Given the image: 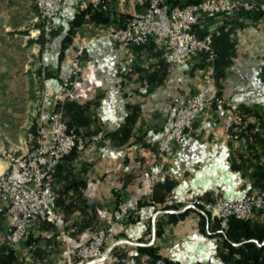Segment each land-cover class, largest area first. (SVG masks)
<instances>
[{
    "label": "crops",
    "instance_id": "1",
    "mask_svg": "<svg viewBox=\"0 0 264 264\" xmlns=\"http://www.w3.org/2000/svg\"><path fill=\"white\" fill-rule=\"evenodd\" d=\"M188 1L192 0L166 3L175 7ZM106 2L107 11L96 18L85 14L76 24L81 11L73 4L63 9L54 19L50 46L43 50L31 23L38 10L36 0H0V75L24 72L28 64L18 67L6 61L25 57L34 61L37 71L44 66L48 78L45 84L34 79L35 102H18L14 91L2 96L0 175L8 168L5 153L26 152L28 128L47 119L43 87L59 91L71 79L70 56L77 41L74 33L79 32L86 42L81 61L85 78L73 85L63 118L85 134L94 151L71 152L54 175L53 190L67 229L77 226L68 242L78 245L90 231L104 226L124 199L140 213L109 227L106 249L131 255L139 264L152 262L155 255L169 264H225L219 255L223 237L214 228L216 218L179 202L173 208H158L148 199L161 200L174 189L178 201L186 194L236 200L264 189V5L252 13L238 9L228 17L201 16L194 30L199 36L212 34L216 58L211 61L199 53L185 64L170 65L153 41L125 48L104 37L144 11L148 0ZM221 19L223 23L216 25ZM206 71L213 73L218 93L238 104L262 130L234 134L226 105L207 109L194 120L190 136L175 145L163 179L151 187L148 172L156 152L152 140L170 125L175 108L197 90ZM11 220L0 210V264H19L26 256L23 243L5 240ZM252 221L264 224V213H256ZM44 230L52 236L39 237ZM57 233L47 222L31 224L29 235L38 245L27 264H66L65 242Z\"/></svg>",
    "mask_w": 264,
    "mask_h": 264
},
{
    "label": "built area",
    "instance_id": "2",
    "mask_svg": "<svg viewBox=\"0 0 264 264\" xmlns=\"http://www.w3.org/2000/svg\"><path fill=\"white\" fill-rule=\"evenodd\" d=\"M79 11L91 7L97 11H107L106 0H36L37 13L31 19L36 31L35 38L40 41L43 50L50 46L55 28L54 19L60 12L71 6ZM264 0H200L182 6L170 7L166 0H148L144 11L130 16L126 22L116 28L109 29L104 37L122 47H140L153 41L162 51V56L170 65H182L194 56L203 53L213 61L217 54L213 48L211 33L199 36L195 32L201 16L213 18L217 15L228 17L235 10L247 12L260 11ZM223 20L215 24H222ZM77 41L70 56L71 79L59 91L46 87L42 95L47 101L48 116L45 121H39L32 143L26 152L21 154L5 153L8 168L0 175V210L12 220L5 230L4 237L9 244H26L25 259L19 264H27L37 243V239L29 240V227L35 221L51 224L57 231V237L65 242L66 264H139L131 255L106 249L108 229L117 221L134 220L140 213L137 205L128 200H119L116 208L106 218L105 225L89 232L78 245L68 242L69 234L77 232V226L67 229L62 211L57 206V196L53 190V179L60 162L73 151L90 154L94 147L89 144L85 134L70 127L63 118V104L73 98V85L78 79H84L82 74V57L86 42L79 32L74 33ZM131 61V59H129ZM35 80L45 84L48 78L42 66ZM226 105L233 121V133H258L262 129L259 124L238 104L220 95L213 73L206 71L197 90L185 98L174 110L171 123L163 128L153 139L156 148L155 162L148 172V182L151 187L158 184L164 176L168 160L173 156L175 145L180 144L190 136L194 120L204 111L214 106ZM232 136L227 134V137ZM236 136V135H234ZM132 148H136L135 145ZM155 207L173 208L178 202L182 207H191L200 212L208 213L218 220L222 232L228 229L231 217L248 220L253 219L258 212L264 213V189L236 200L216 197L213 200L204 199L203 195H184L178 201L176 191H167L161 200L148 199ZM51 231L44 230L39 237L50 238ZM148 264H169L163 257H158ZM260 264V263H256Z\"/></svg>",
    "mask_w": 264,
    "mask_h": 264
},
{
    "label": "trees",
    "instance_id": "3",
    "mask_svg": "<svg viewBox=\"0 0 264 264\" xmlns=\"http://www.w3.org/2000/svg\"><path fill=\"white\" fill-rule=\"evenodd\" d=\"M198 1L200 0H192L188 1L187 3ZM187 3H184L182 5H185ZM102 13V11L94 10L89 6L86 10L81 11L80 14L76 16L74 23L76 24V21L79 18L83 17L85 14H89V16L96 18ZM36 129V125L33 124L31 131L35 132ZM206 214L210 216L208 213ZM214 228L220 230L217 219L214 222ZM220 232L223 239L221 242L219 255L221 256L225 264L263 263L264 244H262V242H264V224L254 223L252 219L242 220L231 217L228 221V229L225 232H222L220 230ZM255 239L262 245H258L255 242ZM155 256L156 258L160 257L158 255ZM166 262L168 263L167 260Z\"/></svg>",
    "mask_w": 264,
    "mask_h": 264
},
{
    "label": "rangeland",
    "instance_id": "4",
    "mask_svg": "<svg viewBox=\"0 0 264 264\" xmlns=\"http://www.w3.org/2000/svg\"><path fill=\"white\" fill-rule=\"evenodd\" d=\"M6 62L8 63L7 65L10 64L12 66L20 67L23 64H28L29 67H27V69H25L24 72H20L21 71L20 70L18 72H15V71L14 72L13 71L8 72L7 75H3V76L0 75V108H2V106H3L2 96L5 93V91H7V90H8V92H10V91L17 92L18 102H35L37 99L35 96H38V95H36V93L32 92V87L34 85L33 81L35 79V74H37L38 71H37V69H34V65H33L34 61H32L31 58L28 59V58L24 57L22 60L18 59L16 61L13 59V60H7ZM36 86H37V84H36ZM36 90H41V88L39 86H37ZM32 125L33 124H31L27 130V132H29L27 142H26L27 149H28V146L32 143L31 136L35 135V133H36V131L35 132L31 131ZM3 128L6 129L7 127L3 126ZM2 141H4L5 144L7 142L5 140H2ZM27 149H26V151H27ZM28 239L32 240L33 238H30V235H29ZM29 243H30V241L23 242L24 247H26L25 245L29 244ZM37 245H38V242L36 243L35 249L37 248Z\"/></svg>",
    "mask_w": 264,
    "mask_h": 264
},
{
    "label": "water",
    "instance_id": "5",
    "mask_svg": "<svg viewBox=\"0 0 264 264\" xmlns=\"http://www.w3.org/2000/svg\"><path fill=\"white\" fill-rule=\"evenodd\" d=\"M102 260V258H100L99 260H96V261H94V262H92V263H96V262H99V261H101Z\"/></svg>",
    "mask_w": 264,
    "mask_h": 264
}]
</instances>
